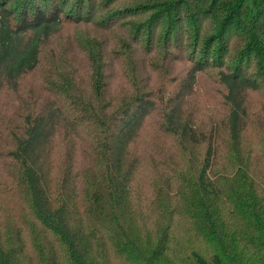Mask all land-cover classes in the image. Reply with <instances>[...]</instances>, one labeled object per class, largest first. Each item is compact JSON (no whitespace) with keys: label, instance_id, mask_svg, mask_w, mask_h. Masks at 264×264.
Instances as JSON below:
<instances>
[{"label":"trees","instance_id":"trees-1","mask_svg":"<svg viewBox=\"0 0 264 264\" xmlns=\"http://www.w3.org/2000/svg\"><path fill=\"white\" fill-rule=\"evenodd\" d=\"M0 264H264V0H0Z\"/></svg>","mask_w":264,"mask_h":264},{"label":"rangeland","instance_id":"rangeland-1","mask_svg":"<svg viewBox=\"0 0 264 264\" xmlns=\"http://www.w3.org/2000/svg\"><path fill=\"white\" fill-rule=\"evenodd\" d=\"M202 81H204V82H210V81H209V79H207V77H206V76H203V78H202L201 82H202ZM204 86H206V85H204Z\"/></svg>","mask_w":264,"mask_h":264}]
</instances>
